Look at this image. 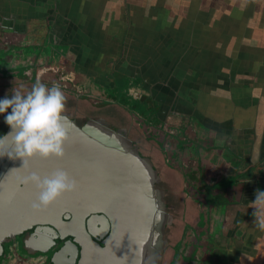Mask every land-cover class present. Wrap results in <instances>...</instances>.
<instances>
[{
  "label": "crops",
  "instance_id": "crops-1",
  "mask_svg": "<svg viewBox=\"0 0 264 264\" xmlns=\"http://www.w3.org/2000/svg\"><path fill=\"white\" fill-rule=\"evenodd\" d=\"M3 31L40 45V58L51 43V55L91 74L92 89L111 101L151 106L154 123L196 142L203 164L213 151V175L239 186L230 209L243 207L232 264H264V228L244 225L264 189V0H0Z\"/></svg>",
  "mask_w": 264,
  "mask_h": 264
},
{
  "label": "water",
  "instance_id": "water-1",
  "mask_svg": "<svg viewBox=\"0 0 264 264\" xmlns=\"http://www.w3.org/2000/svg\"><path fill=\"white\" fill-rule=\"evenodd\" d=\"M64 146L62 157L28 158L30 169L41 176L62 167L78 180L75 191L65 192L45 208L32 206L38 191L34 184L17 182L25 170L22 157H16L7 172L6 165L0 171V255L5 237L39 224L53 226L55 238L72 239L71 245L66 242L54 253L55 264H75L78 246L77 264H149L163 229L158 225L161 200L146 159L70 122ZM46 240L25 242L44 252L53 246L44 245ZM63 256L73 260L60 263Z\"/></svg>",
  "mask_w": 264,
  "mask_h": 264
},
{
  "label": "flooded vegetation",
  "instance_id": "flooded-vegetation-1",
  "mask_svg": "<svg viewBox=\"0 0 264 264\" xmlns=\"http://www.w3.org/2000/svg\"><path fill=\"white\" fill-rule=\"evenodd\" d=\"M40 45L36 46V49H39ZM17 51V50H16ZM8 52V51H7ZM35 54V53H34ZM54 58V57H53ZM43 58H39L38 63L40 65L44 64V61H42ZM55 60V59H53ZM30 64L35 63L33 59H29ZM56 61V60H55ZM60 58H58L57 64L58 66H56L57 68H59V71H61L62 69L65 68V66L63 64H66L64 62H60ZM17 68L20 67L21 69L26 67L25 63L21 64L20 61L17 62ZM51 69H56L55 68V63L51 65ZM50 69V70H51ZM70 69V70H69ZM66 69L65 71H62L63 76H65L66 78L69 77V75H72V73H75L74 70H72L71 68ZM37 73L35 72L34 75L32 76H20V75H10L9 77H7L4 80V83H0V86L3 87V90H5L4 88H8L7 90V94L4 95H11V89L13 88L14 85H19L22 84L21 82H19L22 78H24L25 80L27 79L28 81L30 80V78H36ZM79 75V74H78ZM22 77V78H20ZM88 78V77H85ZM69 79V78H68ZM90 80V78H88ZM1 82V80H0ZM5 85V87L3 86ZM95 91L94 89H92L91 85H90V92ZM81 96H83V93L81 94ZM85 97V96H84ZM118 97V96H117ZM106 100V99H105ZM104 100V101H105ZM104 104H108L107 101L103 102ZM114 103L122 106V107H126L128 110H130V113L126 112V114L133 116L134 117V121L133 123L130 121L131 124L136 125L137 128L140 130V135L145 137L144 138V143H149V142H154V144H147L146 146L143 145V143H141L138 139H135L133 137V134L131 132L130 129L126 128V123H128L126 120L124 121H119L120 125L116 126V129H109L107 128V125L102 121L103 116L99 119V118H95V119H89L87 118H83L85 120H82L81 118L79 119H75L73 117L69 118V122L75 125H78L79 127L83 128L84 130L88 131L89 133H93L96 134L97 136L103 137L105 139H110L112 140L118 147L122 148V149H127L130 150L132 149L133 152L135 154H139L140 156H142L143 158L145 157V159L148 158V155L146 153H144V149H147L148 151L152 152L155 154V161L156 163H158V165L161 166V170L164 171L166 173V175L164 176L163 173L161 174V179L165 182H167V186L170 187L171 189V194L173 197L177 196V198H174V200H177L179 202H181V204H185V202H190L192 205H196L195 202L191 201L192 198H194L192 195V193H190L191 191H200V201L203 204H206L208 206H206V209L208 210L209 208H214L216 207L217 210L219 211V213L217 212V214L215 215L218 220L220 221V223H225V221H228V217H227V213L230 211V206H235L237 199H241L240 197V191H239V186H237L236 184V178L232 177L231 175L227 174L223 179H221V181H226L227 179L233 180V182L231 184H229L227 182V185L225 187H223V191L221 190L220 186L218 184H220L218 181V179L214 178L216 177V175H213L214 173V169L216 168L214 166L215 163V158H211L214 157L213 155V151H208L206 157H208L209 162L207 164H203L202 159L203 158V154H202V150H200L199 146H197L196 142L193 140L189 141L186 138V133L184 132V135H182V133L178 130V126L172 127L171 126H167L164 123H154V120L152 119L154 116L152 114V110H151V106H144L141 111V113L136 111V107H134V104L131 102L126 101L124 98H115ZM106 107V106H105ZM157 109V108H156ZM140 114V115H139ZM127 118V117H126ZM139 121V123H136L137 121ZM77 121V122H75ZM143 122V123H142ZM129 123V126L131 125ZM144 124V127L142 128V125ZM9 127V125L6 123V121L3 122L2 126L0 127V135H2L4 132H7V128ZM134 129L137 130V128L133 127ZM150 128V130H149ZM152 134L154 135V137L152 136ZM151 136V137H150ZM161 141V143L159 141ZM180 141H182L180 143ZM176 144H179V148L176 150H173V148L175 147ZM169 147L171 150L167 151L165 150L166 147ZM179 150V151H178ZM15 158L9 157L8 155H5V157H2L0 159V171L3 169V166L6 165V172L9 170V168L12 166V163L14 161ZM147 160V161H148ZM150 163V161H148ZM148 163V169L150 171V173L152 174V176H154V185H155V191L157 196L159 197V199L161 200V204L159 206L160 209V220L158 222V225H160V230L161 229H165L169 224H165V221L167 218H169L172 214L171 212H173L171 204H169V199L167 198L168 196V192H166V190L163 191V189L160 191L158 190V175L156 173V170L153 169V167ZM213 170V171H212ZM186 172V179L183 178V172ZM172 181V183L170 182V180ZM240 183H244L243 181ZM180 184L182 185L180 187ZM204 186V187H202ZM207 186H210L209 188H207ZM189 188V189H188ZM162 191V192H161ZM191 194V195H190ZM221 195V196H220ZM195 196V195H194ZM218 197V199H217ZM222 197V198H221ZM184 201H183V199ZM220 198V199H219ZM169 204V206L166 205V203ZM210 202V203H209ZM191 205V206H192ZM194 205V206H195ZM197 208V207H196ZM178 212H179V208ZM176 209V210H177ZM201 212V210L197 208V212H196V216ZM203 213V212H202ZM159 216V215H158ZM172 217V216H171ZM64 218V217H63ZM200 218V216H199ZM198 218V219H199ZM205 218H207V216H205ZM218 220H217V224H216V228H214L213 226H211L212 228V235L215 236V232L218 231L216 229H218V227L221 226V224H218ZM198 221V220H197ZM213 222V221H212ZM195 225V224H192ZM212 225V223H211ZM198 228V226L196 227ZM163 229V233L165 232ZM50 230H54L53 226H49V225H39V224H35L32 227L26 229L22 234H11L7 237H5L2 241L3 244V254L0 255V264H12V262H16V263H20V264H55L52 260L54 253H56L58 250H60V248L63 247V245L66 242H69V245H71V238H64V239H60V238H55L54 237V233L51 232ZM160 234V236H162V234ZM18 235H22V238L24 239V253L21 256H18L17 254V242H15L13 239L16 238ZM41 238H46V243L44 245L49 246V245H53L51 248L47 249L46 251L42 252L40 250H37L36 248H32L31 246H29L25 240H38L37 243L41 244L39 241H41ZM188 238V239H187ZM12 239V240H11ZM192 239V242L194 244H199V243H203L206 241H202L200 242V240L198 241V239L191 237L190 233H189V227L186 224V227L184 229V231L182 232V236L180 238V240L178 241V243L174 246H172L173 251L175 252H179L180 254H177L176 256H181L182 252L184 251L185 244L188 242V240ZM100 243L103 244L102 239H97ZM12 241L15 242L14 246H13V252L12 254H10V256L6 257L5 255V250H6V243ZM227 241V238H226ZM161 242V240H160ZM183 242V243H182ZM182 243V244H181ZM185 243V244H184ZM11 245V244H10ZM181 245H183V247H181ZM193 246H191L188 251H185L184 254L189 256L190 250ZM218 248V247H217ZM220 249V248H218ZM224 249V248H221ZM78 250H79V256L77 257V261L75 264H77L79 257H80V252H81V248L80 246H78ZM226 250V249H224ZM28 252V253H27ZM71 255L73 257L76 256V250H72ZM70 255V256H71ZM75 255V256H74ZM5 257V258H3ZM192 259V258H191ZM73 258L72 257H64L61 258L60 260H58L60 263H66L69 261H72ZM195 260H197V258H195ZM8 261V262H7ZM173 261V260H172ZM171 261V262H172ZM201 263L200 264H211L209 263V261L207 260V262H204L202 260H200ZM228 263H229V257H228ZM178 264H181V262H178ZM183 264H186L185 261L183 262ZM187 264H196L191 263V262H187ZM215 264V262H214Z\"/></svg>",
  "mask_w": 264,
  "mask_h": 264
},
{
  "label": "rangeland",
  "instance_id": "rangeland-1",
  "mask_svg": "<svg viewBox=\"0 0 264 264\" xmlns=\"http://www.w3.org/2000/svg\"><path fill=\"white\" fill-rule=\"evenodd\" d=\"M5 31V30H4ZM1 32L0 33V46L2 45L4 48H6L7 46H9L11 43H13L14 45H19V47H29V46H36L34 44V42H31V44H28V40L25 39L24 42H21V37H15V36H9L8 34H6L5 32ZM23 44V45H22ZM37 44V43H36ZM50 45H47L46 47L49 48L50 53L47 56L46 53H42L43 54V59L42 61H44V66L48 67V70H46L45 72L41 71L40 69V64L38 63L39 58H40V51H38L36 54L32 53L31 55V59L34 60L35 63L30 64L24 68L20 70L19 68H17V61L18 57L23 55V52L20 51H15V50H11L8 51L6 53H3V49L0 48V77L1 78H7L10 75H20V76H32L35 74V72L37 73L36 78L37 80H41L43 82H45L46 84H48L49 86H51L54 82L58 83L60 85V87L62 88V90L64 91L67 99H66V107H65V112L67 113L68 117H73L75 119H79L81 118L82 120H85L83 118H91L92 120L95 118H101L102 115L103 119L102 121L107 125V128L109 129H116V126L120 125L119 121H124L126 120L128 123L124 122L127 126L126 128L130 129L133 137L134 138H139L140 135V130L137 128L136 125H133L130 123V121L133 123V121L135 120L133 116H130L129 114L127 115L126 112L130 113V110H128L126 107H122L116 103H114L113 101H111V99H109L105 93L96 90L93 91L91 93L90 92V80L88 78L85 77H90L91 78V70L88 71V74L90 75H80L79 73L75 72L72 73V75H69V79L66 78L65 76H63L62 71L71 68L72 70L74 69L73 67H69L68 63L63 64L65 66L64 69H62L61 71H59V68L55 67L56 69H51L52 64H57L56 61H58V56L59 54L55 53L51 55V48ZM37 48V47H34ZM32 49V48H31ZM21 50H23V48H21ZM30 53V50L28 52V54ZM2 54H7V56H2ZM54 57V58H52ZM55 59V60H53ZM3 60H6L4 62H2ZM30 62V61H29ZM61 62V61H60ZM65 62V61H62ZM61 62V63H62ZM83 62V61H82ZM5 67V68H4ZM51 69V70H50ZM70 70V69H69ZM41 74V75H40ZM79 74V75H78ZM2 84V82H0ZM24 85V91L29 90V86L32 85L30 83V81H28L27 79L24 81V83H22ZM20 85V84H19ZM5 87V85H3ZM5 90H3V87L0 86V97L5 96L4 94H7V89L8 88H4ZM119 89V88H118ZM83 96H79V94H82ZM85 96V97H84ZM106 99V100H105ZM107 101L108 104H104L103 102ZM106 106V107H105ZM1 116V114H0ZM127 117V118H126ZM77 122V121H75ZM129 123L131 124L129 126ZM136 123H139V121H137ZM143 123V122H142ZM167 125V124H166ZM168 126V125H167ZM133 127L137 128L138 131H136V129H134ZM144 127V124L142 125V128ZM150 130V128H149ZM140 135V136H139ZM152 136L154 137V135L152 134ZM151 137V136H150ZM145 138V137H143ZM143 142V139L141 140ZM159 141V140H158ZM161 143V141H159ZM182 141H180L181 143ZM147 144H154V142H149V143H144L143 145L146 146ZM162 144V143H161ZM179 148V144H176L175 147L173 148V150H176ZM145 153L147 154L148 151L147 149H144ZM165 150L170 151L171 149L167 146L165 148ZM179 151V150H178ZM145 158V157H144ZM148 159L146 158V162ZM151 165V164H150ZM187 172V171H186ZM186 172H183V178L186 179ZM216 179L221 178V176L219 175V170L217 171V173L215 174ZM229 184H231L233 182V180H229L227 181ZM227 182H219L221 187H224L227 185ZM182 185L180 184V187ZM204 187V186H202ZM189 189V188H188ZM190 193H192L191 196H193L194 198H192L191 201L195 202L196 205H192L190 202H185L186 206L184 204H181V202H177L174 200V203L172 204H177L179 207V212L178 209L175 207H172L173 212H171V216L169 218L166 219L165 224H169L165 229H164V233L161 236V242L160 240L158 241V243L155 245V249H157V251L159 250L162 241H165V247H166V252L163 255V257H161L160 255V261L162 259V263L163 264H170L171 263V259L172 257H175L176 254H180L179 252H175L173 251V248L176 244L178 243V241L180 240L181 236H182V232L184 231L186 224L190 223V224H195L198 227H203L204 224V220H206L205 216H209L213 219L212 222V226L214 228H216V224H217V220L218 218L215 216L217 214V212L219 213V209L217 210L216 207L214 208H209L207 210V212H205V216L202 212H204L206 210V204H203L200 201V191H191ZM195 195V196H194ZM173 197V196H171ZM173 198H177V196H174ZM222 198V197H221ZM183 199V198H182ZM218 199V197H217ZM220 199V198H219ZM184 201V199H183ZM192 205V206H191ZM198 211L199 209L201 210V212L199 213L200 219L203 217V221L200 220L197 223V220L199 218L198 214L196 216V212H197V208ZM241 209L243 207H240ZM240 208H234V209H230V211L227 213V217H228V221H225V223H220V221L218 220V224L220 223L221 226L218 227V231H216L215 233L219 234V237H216L214 235L211 236L210 242H203V243H199L197 246H193L190 250L189 256L186 255L187 259H185V261L187 262H191V263H198V260H195V258H197V254L201 252L200 255V260L207 262V260L209 261V263L211 264H232L233 262H237V259L240 258L241 252L239 251V242L242 241V233H240L236 227V216L239 214L238 212L241 211ZM177 209V210H176ZM222 209V208H221ZM220 209V211H221ZM256 211H253L252 214H250L251 218L249 216H247L246 218V224L248 227H250V222L249 220H253L254 222L256 221L255 219H257L254 215ZM257 216V214H256ZM238 221V219H237ZM258 221L255 222V224H257ZM196 227V226H195ZM192 233L193 230L194 232H196L194 238L198 239L199 238V233L197 232V228H192ZM226 238L228 241L231 240V242H233L234 245V249L230 250V252H232L233 257L231 260H229V263H226L225 261V256L224 254H227V256L229 257V253H228V248L227 246H229V242H225ZM188 239V238H187ZM225 239V240H224ZM230 239V240H229ZM12 240V239H11ZM15 242H17V254L18 256H21L24 252V247L25 245L24 243V239L22 238V235H18L16 238L13 239ZM208 241V240H207ZM15 242H8L6 243V250H5V255L6 257L10 256V254H12L13 252V246ZM183 243V242H182ZM181 243V244H182ZM11 244V245H10ZM160 244V245H159ZM157 246V247H156ZM173 246V248H172ZM181 247H183V245H181ZM220 249H218V248ZM184 248V247H183ZM224 248V249H221ZM238 248V249H237ZM28 253V252H27ZM150 256V263L149 264H161L158 260V256L156 255L155 252H150L149 254ZM5 258V257H3ZM192 258V259H191ZM184 259L182 260L181 264H183ZM8 262V261H7ZM12 264H20V263H16V262H12ZM175 264V263H174Z\"/></svg>",
  "mask_w": 264,
  "mask_h": 264
},
{
  "label": "clouds",
  "instance_id": "clouds-1",
  "mask_svg": "<svg viewBox=\"0 0 264 264\" xmlns=\"http://www.w3.org/2000/svg\"><path fill=\"white\" fill-rule=\"evenodd\" d=\"M23 89V84L14 85L11 95L0 97V114L6 113L4 120L10 125L9 131L0 135V156L23 158L25 170L18 174L17 182L35 185L38 191L32 206L41 209L78 187L76 177L65 168L58 167L41 176L28 166V158L35 155L62 157L65 154L64 145L69 136L67 97L58 83L49 86L39 79L29 90ZM254 201L256 216L264 209V189L257 190ZM256 221L258 227L264 228V218L257 217Z\"/></svg>",
  "mask_w": 264,
  "mask_h": 264
},
{
  "label": "trees",
  "instance_id": "trees-1",
  "mask_svg": "<svg viewBox=\"0 0 264 264\" xmlns=\"http://www.w3.org/2000/svg\"><path fill=\"white\" fill-rule=\"evenodd\" d=\"M34 47H36V46H34V45H32V46H29V47H16V48H14V50L16 51V50H18V51H20V52H23V55L22 56H20V57H18V60L20 61V63L21 64H24L25 63V66H28V64L30 63L29 62V59H30V57H31V55H32V53H35V51H36V48H34ZM21 48H23V50H21ZM32 48V49H31ZM29 50H30V53L28 54V52H29ZM6 56V54H3V56ZM4 61H6V60H3L2 62H4ZM19 61H17V62H19ZM5 68V67H4ZM20 78H22V77H20ZM0 80H1V82L2 83H4V80H5V78L3 79V78H1L0 77ZM24 81H25V79L24 78H22L19 82H21V83H24ZM30 83L31 84H33V83H35L36 81H37V78H30ZM31 86L32 85H30L28 88L30 89L31 88ZM79 96H81V94H79ZM9 111H11V109L9 108ZM6 115V113H4V114H1V116H0V127L2 126V124H3V122L5 121L4 120V116ZM140 136V135H139ZM135 139H138L141 143H143L145 140H144V138H143V136H140L139 138H135ZM143 139V142L141 141ZM144 151V153H145V150H143ZM148 151V150H147ZM147 155H148V158H149V161H150V163H151V166L153 167V169H155L156 170V173H157V175H158V183H157V186H158V190L160 191V189L162 190L163 189V191L164 190H166V192H168V196H167V198L169 199L168 201H169V204H171V206H173V207H175V208H177V207H179L177 204L175 205V204H172V203H174V198L173 197H171L172 195H170L171 194V189H170V187H168L167 185V182H165V181H163L162 179H161V174L163 173V175L165 176L166 175V173L164 172V171H162L161 169V166L160 165H158V163H156V162H154L156 159H155V154L154 153H152V152H150V151H148V153H147ZM149 163V162H148ZM149 163V164H150ZM161 173V174H160ZM230 179H227L226 181H224V182H227V181H229ZM210 186H207V188H209ZM162 192V191H161ZM175 201H177V200H175ZM177 202H179V201H177ZM166 203V202H165ZM210 203V202H209ZM169 204L168 203H166V205L167 206H169ZM205 212H207V209L203 212V214H204V216L206 215L205 214ZM200 220H202L203 221V217L200 219H198V221H197V223L200 221ZM212 221H213V219L211 218V217H207L206 218V220H204L203 222H204V224H203V227H198L197 229V232L199 233V238H198V241L200 240V242H202V241H206V242H210V239H211V236H212V228H211V223H212ZM187 226L189 227V233H190V235H191V237H193V236H195V234H196V232H194V230H193V233H192V230H191V227L192 228H196L197 227V225H192V224H190V223H187ZM196 226V227H195ZM208 240V241H207ZM185 244V243H184ZM191 246H197V244H194L193 242H192V239L190 240H188V242L185 244V247H184V251L181 253L182 255L181 256H175V257H172V259L171 260H173L170 264H178V262H182V260L184 259V261H185V259H187V257H186V255L184 254V252L185 251H188V249L191 247ZM155 251V253H156V255L158 256V260H159V262L161 263V264H163L162 263V259H161V261H160V255H161V257H163V255L165 254V252H166V247H165V241H162V243H161V246H160V248H159V250L157 251V249H155L154 250ZM177 255V254H176ZM200 255H201V252L200 253H198L197 254V260L199 261L198 263H196V264H200L201 263V261H200ZM224 256H225V261H226V263H228V256H227V254H224ZM183 261V262H184ZM185 263L187 264V261H185Z\"/></svg>",
  "mask_w": 264,
  "mask_h": 264
}]
</instances>
